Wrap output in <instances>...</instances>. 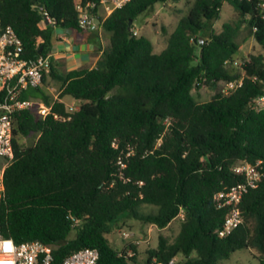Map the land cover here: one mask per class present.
<instances>
[{
  "label": "trees",
  "instance_id": "1",
  "mask_svg": "<svg viewBox=\"0 0 264 264\" xmlns=\"http://www.w3.org/2000/svg\"><path fill=\"white\" fill-rule=\"evenodd\" d=\"M166 1L130 0L113 10L101 24L110 49L96 66L63 75L52 60L49 72L62 84L57 98L45 88L47 73L44 85L23 93L51 110L14 116L0 232L51 245L54 264L84 247L99 249L96 264H139L134 242L119 250L108 237L121 216L164 229L181 213L178 234H160L144 264L178 256L176 264H219L239 249H253L264 264V175L239 205L244 221L227 236L218 231L229 210L215 200L243 180L237 162L264 160V108L254 106L264 95V53L234 63L244 28L264 49V0H194L156 53L134 23ZM79 2L98 16L101 0H0V28L12 26L25 55L36 58L51 52L55 27L85 29ZM225 2L237 18L217 31ZM41 7L52 19L45 27ZM222 81L239 83L225 91ZM201 83L216 88L205 102L193 95ZM67 95L81 101L77 109ZM32 135L35 143L24 145L21 138Z\"/></svg>",
  "mask_w": 264,
  "mask_h": 264
},
{
  "label": "built area",
  "instance_id": "2",
  "mask_svg": "<svg viewBox=\"0 0 264 264\" xmlns=\"http://www.w3.org/2000/svg\"><path fill=\"white\" fill-rule=\"evenodd\" d=\"M130 0H101L107 11L111 13L116 8L124 6ZM263 8L264 2L260 3ZM79 25L87 28L95 25V16L85 9L81 2ZM44 14L43 24L52 22L45 7H41ZM137 34V33H136ZM53 54L51 52L30 58L25 55V48L21 37L15 29L8 25L0 28V201L6 194L4 181L5 170L14 158V116L17 112L35 108L39 114L46 116L51 107L43 101L24 98L23 93L30 88L44 85V77L51 70ZM235 64L238 61L234 62ZM238 81L227 83L225 91L235 88ZM255 108H264V95L255 100ZM75 110L74 106H70ZM77 109V108H76ZM57 117V115H55ZM233 171L243 176V180L230 188L219 191L215 195L217 207L228 208L223 226L219 229L220 236L231 234L243 221L244 215L239 207L244 195L250 188L257 187L264 175V160L256 162L242 160L233 166ZM181 217L184 214L181 213ZM5 242L10 248L4 247ZM129 254L133 253L129 251ZM99 259V249L84 247L67 256L62 264H96ZM178 258L172 257L168 261L156 264H176ZM0 264H54V254L51 245L34 239L17 243L13 238L6 237L0 232Z\"/></svg>",
  "mask_w": 264,
  "mask_h": 264
},
{
  "label": "rangeland",
  "instance_id": "3",
  "mask_svg": "<svg viewBox=\"0 0 264 264\" xmlns=\"http://www.w3.org/2000/svg\"><path fill=\"white\" fill-rule=\"evenodd\" d=\"M194 0H167L166 2H159L155 6V10L159 9V14L155 15L153 10L143 13L134 23V29L139 35L149 36L154 43V51L160 53L167 46L166 35L171 33L177 26L179 19L185 15L193 3ZM237 18V13L234 8L225 2L221 17L215 22V28L220 31L223 23L230 19ZM160 32H156L153 24ZM105 34L110 36V33L104 30ZM238 40L241 43V50L236 55V61L239 66L242 62V58L250 53H264L263 47L250 35L249 29L244 28L239 35ZM110 45L108 46V50ZM60 62L61 74H66V64L61 58L58 57ZM222 88L227 87V82H220ZM216 93V88L205 85L203 83L196 85L193 89V95L199 102H205L210 100ZM64 101L69 106H74L75 109L81 104L80 100L73 98L72 96H65ZM37 135L30 137H22L21 141L24 145H33ZM0 161L2 159L0 158ZM146 210L152 209L151 207H144ZM121 216V222L116 224L108 237L111 244L116 249L122 250L128 242L132 241L137 245L139 264H144L147 258V249L150 247H156L159 243V235L164 234L170 239L174 238L180 230V218L175 219L168 227L160 229L157 225L146 223L142 220L135 218H126ZM131 249V248H130ZM130 252L134 253L131 249ZM257 252L253 249H239L231 254L229 258L223 259L219 264H260V260L256 257ZM181 258V256H178Z\"/></svg>",
  "mask_w": 264,
  "mask_h": 264
},
{
  "label": "crops",
  "instance_id": "4",
  "mask_svg": "<svg viewBox=\"0 0 264 264\" xmlns=\"http://www.w3.org/2000/svg\"><path fill=\"white\" fill-rule=\"evenodd\" d=\"M109 14L105 6L101 4L98 9V16H95V25L83 30L67 29L60 26L54 28L51 53L53 54V65L59 72L60 62L58 57L61 58L63 62L67 63L66 72L71 69L91 68L97 65L103 52L108 50V46L110 45V36L108 38L101 25ZM154 14L158 15L159 9L154 10ZM46 25L47 23L41 24L42 27ZM153 26L156 32L159 33L160 30L156 26V23L153 24ZM61 86V82L48 72L45 88L54 98L58 97Z\"/></svg>",
  "mask_w": 264,
  "mask_h": 264
},
{
  "label": "snow or ice",
  "instance_id": "5",
  "mask_svg": "<svg viewBox=\"0 0 264 264\" xmlns=\"http://www.w3.org/2000/svg\"><path fill=\"white\" fill-rule=\"evenodd\" d=\"M4 247H5L6 249L10 248V243L5 242Z\"/></svg>",
  "mask_w": 264,
  "mask_h": 264
},
{
  "label": "water",
  "instance_id": "6",
  "mask_svg": "<svg viewBox=\"0 0 264 264\" xmlns=\"http://www.w3.org/2000/svg\"><path fill=\"white\" fill-rule=\"evenodd\" d=\"M46 23L48 24L49 21H46ZM132 24V21L130 22V25ZM202 41H204V38H201ZM39 52H41V49L39 50Z\"/></svg>",
  "mask_w": 264,
  "mask_h": 264
}]
</instances>
